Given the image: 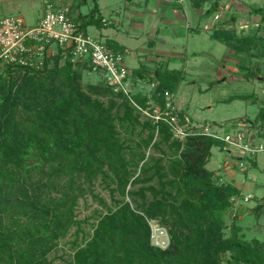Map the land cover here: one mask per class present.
I'll return each instance as SVG.
<instances>
[{"label": "trees", "instance_id": "obj_1", "mask_svg": "<svg viewBox=\"0 0 264 264\" xmlns=\"http://www.w3.org/2000/svg\"><path fill=\"white\" fill-rule=\"evenodd\" d=\"M92 3L81 27H101ZM217 4L210 1L205 11ZM255 9L264 21L262 6ZM228 29L212 28L209 37L264 56V34L236 36ZM69 57L47 56L41 69L0 62V264H50L46 254L71 227L77 236L83 222L75 215L78 198L87 191L98 199L91 190L97 178L108 189L111 207L97 216L82 245L72 241L73 264H224L223 253L226 264H264V240L242 239L233 223L224 235L222 216L238 190L233 179L217 183L206 168L210 148L221 143L201 134L173 138L165 123L141 116L100 78L82 89L80 76L88 68ZM131 76L143 79L144 71L136 68ZM180 79L178 70H156L148 80L153 87L132 98L142 106L148 99L161 104L163 91ZM255 117L264 133V100ZM118 127L126 134H137V128L138 136L146 133L132 148ZM149 144L170 153L165 166L162 156L141 162L140 149ZM148 219L166 229L164 248L150 244Z\"/></svg>", "mask_w": 264, "mask_h": 264}, {"label": "rangeland", "instance_id": "obj_2", "mask_svg": "<svg viewBox=\"0 0 264 264\" xmlns=\"http://www.w3.org/2000/svg\"><path fill=\"white\" fill-rule=\"evenodd\" d=\"M226 1L232 2L233 6L230 3L232 7L220 8L223 15L242 16L235 23L224 22L223 25L221 19H217L214 22L215 28L232 26L233 28L228 27L230 28L228 30L233 29L236 36L250 33L264 34V21H261V13L259 15L255 9L258 6L264 9V0H218V4L222 2L224 5ZM45 3H49L52 8L67 6L69 15L79 26L83 20L88 19V12L93 4L92 0H0V18L18 14L26 25H33L43 13ZM96 3L99 12H95L94 15L96 17L99 14L108 23L107 28L115 32L116 37L108 34L111 37L109 41L117 40L118 47L115 49L125 66L130 71L136 68H142L144 71L143 79L134 78L133 81L140 86L131 87L132 91L148 92V80L154 77L150 74V70H162L167 63V67L178 70L181 76L170 93L180 112L185 114L192 124L206 125L220 134L240 130L247 133L255 142L264 144L263 122H259L255 117L264 100V56H258V53L255 55L250 50L247 54L240 50L236 51V54L239 51L242 53L240 55L245 61L238 64L237 67H240L238 72L233 73L228 67V62L232 60L227 53V49L232 48L208 37L207 33L211 27L207 26L199 32L192 30L186 38L179 37L178 33L175 35L171 31L169 36L174 38H170L164 33L161 22L158 21L157 24L155 21L152 25L144 23L140 29L135 27L133 20L125 13L126 10L130 12L131 6H134L133 0H96ZM237 4L247 7L248 12L246 9L241 10L236 7ZM77 13H81L82 16L77 18ZM160 13L161 11L158 12V16ZM250 14L258 18L251 19ZM201 21L203 19L199 20V26H202ZM81 29L92 36H98L99 33L93 24ZM104 41L106 45L110 43L105 39ZM148 41L152 42L153 47L147 45ZM122 46L125 50H121ZM173 48L182 55L178 63L164 54L166 50L171 51ZM255 56L258 58H254ZM98 80L99 77L95 72H84L80 76L81 88L84 89L87 82L93 83ZM107 98L109 96L101 99L106 101ZM118 129L120 139L128 140L132 148L146 133L143 131L138 136L139 128L137 134H126L120 127ZM261 132L262 134L259 135ZM154 140H157L156 135L151 142ZM140 150L144 154L141 161L143 164H149L153 158L162 156L161 163L165 166L166 158L170 156L163 145L157 149L149 144ZM133 151L135 152L136 149ZM235 154L232 150L225 151L218 146H212L206 162V168L213 171V179L217 183L227 182L232 178L233 185L238 190L235 202L222 216L225 224L224 235L229 234L233 223L238 226V236L242 239L264 240V150L256 153L252 158L245 159L243 168L238 166ZM91 190L98 199L87 191L78 198L75 215L83 222L79 226L77 236L73 226L64 237L57 240L54 248L46 254L50 264H73L71 255L75 247L72 246V241H75L76 245H82L89 237L97 216L106 212L105 206L111 207L109 192L104 182L99 178L95 179ZM245 194H250L251 197L243 200ZM124 199L128 200L127 197ZM102 202L105 205H102ZM259 204L260 207L254 213L253 209ZM152 220L154 224L163 227L157 220ZM226 256V253L220 255L224 264H226Z\"/></svg>", "mask_w": 264, "mask_h": 264}, {"label": "built area", "instance_id": "obj_3", "mask_svg": "<svg viewBox=\"0 0 264 264\" xmlns=\"http://www.w3.org/2000/svg\"><path fill=\"white\" fill-rule=\"evenodd\" d=\"M44 7L43 13L33 25H26L18 14L0 18V62L41 69L47 56L57 52L62 56L69 54L73 64L85 63L88 72H95L113 92L125 95L141 116L154 124L165 123L172 137L177 140L194 134L209 136L218 140L225 151H234V157L241 168L244 167L245 159L264 150V144L255 142L240 130L220 134L206 125L192 124L166 90L163 91L161 104L148 99L145 106L140 105L131 95L136 91H132L131 87L138 88L140 85L131 79V71L123 63L120 54L109 49L104 39L83 31L69 15L67 6L52 8L49 3H45ZM153 85L152 82L149 84L148 91ZM249 197L250 194H245L243 200ZM235 198L232 197L233 203ZM147 223L150 244L164 248L168 243L166 230L154 224L152 219L147 220Z\"/></svg>", "mask_w": 264, "mask_h": 264}, {"label": "crops", "instance_id": "obj_4", "mask_svg": "<svg viewBox=\"0 0 264 264\" xmlns=\"http://www.w3.org/2000/svg\"><path fill=\"white\" fill-rule=\"evenodd\" d=\"M209 1L212 0H207L199 4V6H194L192 4V0H133L134 6H131L130 12L126 10L125 13L127 14L128 18L133 20L135 27L139 29L143 27L144 23H146L147 25L149 24L152 25L153 22L156 21L157 24L158 21L161 22L164 33L167 36H169L171 31H173L175 35L176 33H178L179 37H183V38L188 37L189 33L190 34L192 33V30L195 32H199L200 30L206 28L207 26L211 27L210 31H208L207 33L209 37L212 28H215L214 27L215 20L221 19V24L223 25L224 22L235 23L237 22V20H239V17L242 16V15L234 16L233 14H229L228 16L226 14L223 15V13L220 11V8L228 9L233 6V3L229 1H226L224 5L221 2L220 4H217L216 8L212 12H207L205 10L209 5L208 4ZM230 3L232 4V6ZM235 6L241 10L246 9L247 12L249 10L247 7L244 8L240 4H237ZM160 11L161 13L158 16V12ZM241 14H243V12ZM250 17L251 19H256L257 16L255 15L251 16L250 14ZM200 19L201 20L203 19V21H201L202 26H199ZM107 24L108 23H106L102 18L101 27L99 28L96 27L97 30H99V33L97 35L98 37L100 38L102 37L108 42H110L109 40L111 37H109L108 34H111L114 37H116V35H114L115 32L112 29L107 28ZM155 25L152 27L153 29L155 28ZM227 27L233 28L232 26H227ZM170 38H174V37H170ZM117 44H118L117 40H111V42L108 43V47L112 51L113 50L116 51L117 49L115 48L118 47ZM147 45L153 47L151 41H148ZM150 49L153 50V48ZM121 50H125L123 46ZM155 52L162 53L160 51H155ZM227 53L230 55L229 59L232 60L231 62H228V67L230 71L233 73H235L236 71L238 72L240 67H237V65L245 61L241 57L242 53L239 51V53L236 54V51L229 48L227 49ZM164 54H166L168 57H171L172 61L175 60L174 62L176 63H178V60H181L182 57L180 51H176L174 48L171 51L166 50ZM254 58H258V57L255 56ZM164 68L173 69L167 67V63L165 64ZM155 71L156 70L151 69L150 74L154 75Z\"/></svg>", "mask_w": 264, "mask_h": 264}, {"label": "water", "instance_id": "obj_5", "mask_svg": "<svg viewBox=\"0 0 264 264\" xmlns=\"http://www.w3.org/2000/svg\"><path fill=\"white\" fill-rule=\"evenodd\" d=\"M259 207H260V204L257 205L256 208L253 209V212L255 213Z\"/></svg>", "mask_w": 264, "mask_h": 264}]
</instances>
